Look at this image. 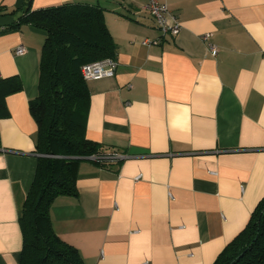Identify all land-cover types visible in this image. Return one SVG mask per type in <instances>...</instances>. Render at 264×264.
Wrapping results in <instances>:
<instances>
[{
  "label": "crops",
  "instance_id": "0c3cea01",
  "mask_svg": "<svg viewBox=\"0 0 264 264\" xmlns=\"http://www.w3.org/2000/svg\"><path fill=\"white\" fill-rule=\"evenodd\" d=\"M156 1L180 31L144 46L160 37L147 0H31L100 7L116 45L114 76L86 82L85 138L123 158L81 162L77 196L49 208L54 235L84 264H212L264 196V0ZM24 2L0 0V76L21 85L0 119V264L19 262L18 209L37 160L28 102L44 33L3 31Z\"/></svg>",
  "mask_w": 264,
  "mask_h": 264
},
{
  "label": "trees",
  "instance_id": "16d2710c",
  "mask_svg": "<svg viewBox=\"0 0 264 264\" xmlns=\"http://www.w3.org/2000/svg\"><path fill=\"white\" fill-rule=\"evenodd\" d=\"M30 4L31 0H25L22 14L3 30L29 26L44 33L37 95L28 102L36 125L37 160L32 183L18 209L22 237L18 264H84L76 249L54 235L49 208L57 197L77 196L75 179L81 162L100 168L121 162L116 158L119 152L85 138L90 93L80 73L85 64L115 59L116 45L98 6L66 3L31 10ZM20 90L16 78L0 80V119L7 117L5 97ZM212 264H264V196Z\"/></svg>",
  "mask_w": 264,
  "mask_h": 264
},
{
  "label": "built area",
  "instance_id": "2783aa9c",
  "mask_svg": "<svg viewBox=\"0 0 264 264\" xmlns=\"http://www.w3.org/2000/svg\"><path fill=\"white\" fill-rule=\"evenodd\" d=\"M145 11L151 17L155 29L159 32L160 37L155 40H143L142 45H157L165 37L173 38L180 31V23L175 16L169 13L168 7L164 2L156 0H147ZM209 35L201 37L202 40L207 39ZM208 51L211 56H215L216 50L213 46L208 45ZM16 55H23L24 49L18 46L15 49ZM117 68V62L114 59H103L83 65L80 68L81 77L85 82L97 81L103 78H112ZM1 80V76H0ZM122 159V155L116 157ZM137 180V178H136Z\"/></svg>",
  "mask_w": 264,
  "mask_h": 264
}]
</instances>
